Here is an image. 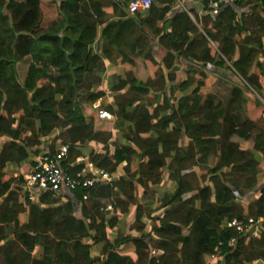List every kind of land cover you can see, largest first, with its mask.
<instances>
[{
  "label": "trees",
  "instance_id": "1",
  "mask_svg": "<svg viewBox=\"0 0 264 264\" xmlns=\"http://www.w3.org/2000/svg\"><path fill=\"white\" fill-rule=\"evenodd\" d=\"M132 1L0 0V264L264 263V0H236L215 18L204 0L201 16L182 5L194 20L174 10L179 0H150L147 12L127 16ZM154 41L165 52L161 61L153 56ZM25 59L30 62L20 82L17 66ZM134 59L157 72L137 81ZM106 64L122 72L105 108L110 122L97 119L93 106L104 93L90 88ZM222 72L238 84L224 103H215L200 90ZM246 110L256 117H246ZM94 120L109 124L118 140L109 153L86 156L110 176L125 163L124 174L72 197H24L22 176L13 175L28 160L31 169L38 157L56 151L55 132L81 131L90 143L108 146L110 132L95 131ZM65 143L61 169L74 176L80 166L70 165L84 154ZM209 160L211 167L201 171ZM163 171L173 191L157 205L163 212L145 233L135 188L146 181L158 186ZM110 193L115 210L136 206V236L110 240L118 222L106 218L99 203ZM184 196H190L187 208L176 220ZM248 219L262 220L259 234L227 228L231 220ZM125 245L134 260L120 253ZM216 247L218 259L211 261ZM92 249L99 254L92 256Z\"/></svg>",
  "mask_w": 264,
  "mask_h": 264
},
{
  "label": "rangeland",
  "instance_id": "2",
  "mask_svg": "<svg viewBox=\"0 0 264 264\" xmlns=\"http://www.w3.org/2000/svg\"><path fill=\"white\" fill-rule=\"evenodd\" d=\"M184 3H182L184 5V7H191L192 11L195 12L196 10L198 11H202L203 10V5L201 3V0H188L189 4H187V0H183ZM190 5V6H188ZM55 7V5H54ZM188 11V10H187ZM184 11V12H187ZM188 13V12H187ZM189 17L194 20V17L192 16V14L190 15L188 13ZM155 46L153 48V56L158 60L161 61L165 52L159 48V46L153 45ZM30 60L29 59H25L23 60V62L19 63L17 66V78L18 80L21 82L25 71L27 69V66L29 64ZM184 64V66H183ZM182 65L180 64V67L186 68V64L183 63ZM112 65H108L106 64V70L105 72L100 71L99 72H95L93 78L96 80V82H93L91 84V89H96L98 91H102L104 93V97L102 98V101L99 104V110H104V108L108 107V105H110L113 101V97L112 94L110 93V88L112 86V84L115 83L116 77H120L122 75V72L120 69H114L113 67H111ZM114 69V70H113ZM149 69V68H148ZM146 68V66H144L143 61L140 59H134V64H133V68H132V73L135 77V79L137 81H147L149 78H151V73L154 72V74L157 72V69H149L148 70ZM195 71L200 72L201 70L198 67H194ZM230 74L228 73H218L217 74V82L211 86L210 88L207 89H202L200 90V93L203 96H210L215 103L219 102V103H224L228 96H229V91L231 86H236L238 84V81H234L231 76H229ZM87 93V92H85ZM252 94H254L252 92ZM83 95V93L81 94V96ZM83 112H85L84 114L86 115V113H88V108L86 109V107L84 106ZM245 116L248 117L249 119H253L254 117H250V113L248 112V110H246V112L244 111ZM261 125V124H260ZM94 130L95 131H105V132H110L111 134V138L109 141H106V144L108 145L107 147L105 146V143H102L101 141H92L91 143L89 142V140L84 139L85 137L82 136V132H78V133H74V131H65L63 133H60L59 136H57V132H55L51 138L53 137H57V141L55 142V148H58L60 146V144L65 143L67 141H70L71 144H73L76 148L78 147L80 150H82L84 156L88 155L90 153L91 150L96 151L98 150H104L107 151L108 153L113 150L112 147L113 145H116L117 140H118V136L115 134V132L112 130V128L110 127L109 124L106 123H100V122H96L94 120ZM86 132V131H85ZM102 139V138H101ZM235 143L247 147V148H251L252 144L250 142L245 143L242 141H239L237 139L233 140ZM66 144V143H65ZM63 145V144H62ZM0 146H1V140H0ZM66 146V145H63ZM108 148V150H105L106 148ZM104 148V149H103ZM30 159V158H28ZM264 164V163H263ZM212 165V161L209 160V163L207 164L206 167H204L203 169H200L203 172H207V169L210 168ZM31 166V162L30 160H28V164L27 165H22L20 167V170L22 173H27L28 170H30ZM121 169L118 168V174H114L112 176V179H117V177L122 176L124 173V171L122 173H119L122 168L124 167L123 165L120 166ZM137 168V163L134 161L131 164L130 170H131V175L132 177H134L133 180H135V177L137 175V173H135ZM262 173L264 172V166L261 168ZM8 170L5 172L7 175ZM19 173V172H18ZM160 183L158 184V186H153V184L151 183V181H146V185L144 186V188H140L138 186H136L135 188V192L134 195L136 197L137 200V204L139 206V210H138V215L140 220L143 222L144 224V232L148 233L150 231L151 226H153L154 223V218L157 217L158 215H160L163 211H155V208L157 207L158 204H160L161 200L163 199L164 195L165 197L167 195H170L173 191V187L174 184L172 182H170L168 180L167 177V173L166 171H163L160 174ZM114 197V193H110L109 197L105 200H101L100 203V207H105L109 204H111L112 198ZM190 196H184L182 199V203L179 204L178 207L181 208V212L180 213H176L175 217L176 220L180 219L184 213V210L187 208V200L189 199ZM111 200V201H110ZM113 203V202H112ZM112 205V204H111ZM242 205V204H241ZM136 206H124L120 209L115 210L113 205H112V212L110 213V215H104L106 218H110L115 216L117 222H118V226L112 231L109 232V236H110V240L113 239L114 236H116L117 238L119 237H126V236H136V232H135V227L138 225L137 223H134V217H135V210H136ZM243 208H245L244 205H242ZM126 209V212L124 214H122V210ZM75 215L77 217H80V212L79 209L76 207L75 208ZM109 213V212H108ZM150 215V216H148ZM21 221L22 224H24L26 222V214H22L21 215ZM21 224V225H22ZM85 243V242H84ZM97 247H101V246H97ZM95 249H92V251ZM95 252V251H94ZM96 253V252H95ZM95 253L91 252V255L94 256ZM120 253H123L124 255H128L130 258H132V260L135 259L134 253H133V249L130 245H125L123 247L120 248ZM99 254V253H98ZM96 253V255H98ZM218 258H216L217 260ZM208 261V260H205ZM257 264H264L263 262L257 263Z\"/></svg>",
  "mask_w": 264,
  "mask_h": 264
},
{
  "label": "built area",
  "instance_id": "3",
  "mask_svg": "<svg viewBox=\"0 0 264 264\" xmlns=\"http://www.w3.org/2000/svg\"><path fill=\"white\" fill-rule=\"evenodd\" d=\"M206 2V9L208 14L215 18L220 13L221 7H227L234 4L236 0H204ZM177 8L182 7V3L179 1ZM151 7L150 0H135L128 4L126 15L132 16L135 14L145 13ZM101 99L96 102L93 109L96 113V117L100 121L110 122L112 115L105 110H99V104ZM68 157L67 146H59L54 153L50 156L47 154L38 157L34 166L22 176V195L29 201L33 202L36 199V195L51 194L53 197H60L61 194H66L72 197V194L78 189H91L97 186H104L109 184L112 180V176L96 168L89 161V157L80 156L77 158L78 172L74 176H69L62 171V163L66 161ZM125 166V164H123ZM86 200V197H83ZM106 213L112 212L110 205H107L104 209ZM262 223L261 219L253 221L248 219L246 221L231 220L227 223V228L235 230V232L243 235H247L250 231L255 234H259V226ZM234 239L229 241L228 247H232ZM220 245H218L219 247ZM218 247L215 248V253L210 257L211 261H214L218 257ZM161 254L158 252H152L151 256Z\"/></svg>",
  "mask_w": 264,
  "mask_h": 264
},
{
  "label": "crops",
  "instance_id": "4",
  "mask_svg": "<svg viewBox=\"0 0 264 264\" xmlns=\"http://www.w3.org/2000/svg\"><path fill=\"white\" fill-rule=\"evenodd\" d=\"M180 2H181V3H184L183 0H180ZM186 2H187V4L189 3L188 0H187ZM178 4H179V3H178ZM184 4H185V3H184ZM176 9H179V8H177V5L174 6V10H176ZM196 13H197V15H199V16H201V14H202V12H201V11H198V10H196ZM202 15H203V14H202ZM156 43H157V42L154 41V42H153V45H156ZM154 47H155V46H153V48H154ZM101 101H102V99H101ZM103 149H104V148H103ZM101 151H104V150H98V149H97V152H101ZM79 157H80V156H79ZM79 157H78V158H79ZM75 163H77L76 160H75V161L73 162V164H71L70 166H71L72 168H77V165H76ZM118 171H119V170H117V172H118ZM117 172H116V173H117ZM20 173H21V174H20ZM20 173H17V172H16V173L13 175V177H17L18 175L23 176V175L25 174V173H22L21 170H20ZM119 173H122V170H121ZM117 174H118V173H117ZM18 219H19V224L21 225V224H22L21 217H18ZM91 252H93V253L96 252V253H97V251H95V252H94V251H91ZM96 253H95V255H96Z\"/></svg>",
  "mask_w": 264,
  "mask_h": 264
},
{
  "label": "clouds",
  "instance_id": "5",
  "mask_svg": "<svg viewBox=\"0 0 264 264\" xmlns=\"http://www.w3.org/2000/svg\"><path fill=\"white\" fill-rule=\"evenodd\" d=\"M179 1H180V0H179ZM177 4H178V3H177ZM177 4H176V5H177ZM123 164H125V163H123ZM123 164H122V165H123ZM125 166H126V165H125ZM125 166H124V167H125Z\"/></svg>",
  "mask_w": 264,
  "mask_h": 264
},
{
  "label": "bare ground",
  "instance_id": "6",
  "mask_svg": "<svg viewBox=\"0 0 264 264\" xmlns=\"http://www.w3.org/2000/svg\"><path fill=\"white\" fill-rule=\"evenodd\" d=\"M25 128V127H24ZM76 162H77V160H76ZM71 167V166H70Z\"/></svg>",
  "mask_w": 264,
  "mask_h": 264
}]
</instances>
